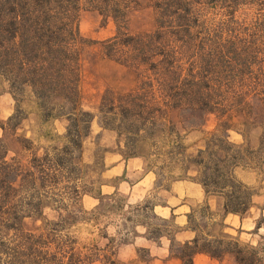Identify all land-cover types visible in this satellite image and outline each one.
Wrapping results in <instances>:
<instances>
[{"label":"trees","instance_id":"trees-1","mask_svg":"<svg viewBox=\"0 0 264 264\" xmlns=\"http://www.w3.org/2000/svg\"><path fill=\"white\" fill-rule=\"evenodd\" d=\"M150 1L155 29L134 35L129 21L137 0H0V81L17 102L30 89L43 122L68 121L60 146L34 155L26 167L9 159L0 139V264H124L109 246L82 247L70 234L77 223L73 208L85 196L101 202L103 197L83 183L80 166L96 119L81 101V56L89 44L80 30L84 10L114 22L116 34L101 43V53L136 78L129 93L106 91L97 116L104 130L123 139V158H143L139 149L145 142V161L158 188H168L160 185L161 175L172 183L179 179L172 178L175 170H194L207 196L223 200L225 215L244 218L252 209L254 194L236 172L264 164L262 142L255 149L245 135L264 132V0ZM173 112L193 116L188 129L198 126L197 114L218 120L216 133L194 157L187 155L171 121ZM20 114L8 121L13 132L23 120ZM231 132L244 143H232ZM46 206L60 212L59 218L26 232L23 222L41 217ZM133 209L136 217L156 222L136 224L147 230V240L167 238L170 257L182 264H196L197 255L217 261L232 255L236 264H264V251L226 234L208 206L201 207V220L218 226L219 234L212 226L210 231L196 226L192 211L188 226L196 237L184 244L176 241L172 221L155 215L154 205Z\"/></svg>","mask_w":264,"mask_h":264},{"label":"rangeland","instance_id":"rangeland-1","mask_svg":"<svg viewBox=\"0 0 264 264\" xmlns=\"http://www.w3.org/2000/svg\"><path fill=\"white\" fill-rule=\"evenodd\" d=\"M137 2L138 5L130 16L129 31L134 35L151 33L155 29V12L151 7V1L137 0ZM79 23L82 36L89 42L83 48L81 56L82 108L96 116L90 135L84 141L80 166L85 172L83 183L89 187L94 196H98L101 192L103 197L101 202L95 197L85 196L79 205L73 208L77 223L70 229V234L78 240L82 247L93 248L95 246L105 249L109 246V250L115 251L117 260L124 264H167L166 250L170 248V242L167 238H163L164 240L157 245L147 243V230L144 227L136 226V224L145 223L151 226L156 222L146 220L141 216L136 217L133 213L134 207L145 206L146 203L157 205L156 195L153 193L145 199L144 186L129 194L127 186L123 187L121 193H112L110 188L118 187L122 183L123 177L114 179L107 178L106 175L118 157H123V139H119L115 132L104 130L100 126L97 118L99 106L103 95L108 90L116 94H126L133 90L136 78L127 69L109 61L101 53V43L113 38L116 34V26L111 19L104 18L97 11L84 10L80 14ZM17 111H20L23 120L13 132L8 121L17 114ZM192 117L181 116L179 112L171 114V121L184 138L183 144L188 149L187 155L194 157L199 150L204 148L207 139L216 133L218 120L215 115L197 114L198 122L196 124L198 126L195 129H188L187 121ZM67 127L66 119L43 122L37 102L30 89H26L17 102L9 92L8 85L0 81V139L5 141L11 161L16 160L26 167L34 155L42 156L46 149L60 146L58 138L66 134ZM245 135L250 145L255 149L264 139V132L260 129ZM230 140L236 145L244 143L243 137L235 132L230 133ZM26 147L32 150H27ZM139 151L148 170L151 164L145 161V152H147L145 142L140 145ZM262 167L263 164L253 170L260 171ZM191 172L193 173V171ZM191 172L190 174H192ZM188 174L177 169L172 178L177 180L188 177ZM139 178L140 175L133 176L131 182H135ZM158 180L160 185L165 188L171 184V180H168L166 175H161ZM107 186L110 188H105ZM158 186L159 184L157 188ZM250 189L253 194L262 192L264 195V186L259 189ZM114 194L116 196L110 199V196ZM258 206L259 208H256L257 223L261 229L251 231L252 226L246 224L244 230H241L237 235L231 234V236L239 239L243 244L258 247L264 251V213L258 212L260 206L264 207V200ZM200 210L201 208L193 210L196 212L195 225L203 231H210L213 223L201 220ZM59 215L60 212H57L53 207L46 206L41 217L26 219L23 222V228L26 232H35L43 226L44 222L56 221ZM155 215L164 219L160 213L155 212ZM128 219L134 220V223L127 222ZM171 221L176 230L173 220ZM213 228L215 234H219V227L214 226ZM148 253L152 257L150 262ZM234 259H227L226 264H235Z\"/></svg>","mask_w":264,"mask_h":264},{"label":"crops","instance_id":"crops-1","mask_svg":"<svg viewBox=\"0 0 264 264\" xmlns=\"http://www.w3.org/2000/svg\"><path fill=\"white\" fill-rule=\"evenodd\" d=\"M262 145L264 148V139ZM191 171L192 174L189 172L187 179L174 181L166 189L157 188L155 174L147 170L146 164L141 158L126 160L119 156L115 164L106 172V175L107 178L114 179L123 177L122 183L118 187L110 188L107 186L105 188L112 189V193H121L123 187L127 186L129 194L144 186L145 199L154 193L158 201L157 205H155V212L160 213L164 219L173 220L177 229L175 239L181 244L191 242L195 239L196 234L188 226V216L196 208L204 206H208L211 212L215 214V222L224 224L226 234L237 235L241 230L245 229L246 224L252 226L251 231L256 229L258 219L256 208H259L258 204H261L264 200L262 192L254 194L252 200L253 207L244 218L235 215H225L223 200L218 197L207 196L205 190L196 179V171ZM136 175H140L139 180L131 182V178ZM236 176L247 187L259 189V187L264 186V164L260 171L239 169L236 172ZM260 207L258 212L264 213V207ZM146 242L157 245V243L148 241L147 238ZM168 242L170 241L168 240ZM227 259L232 260L234 257L228 255L223 260L217 261L205 255H197L194 261L196 264H226ZM166 260L167 264H182L179 259L170 257L169 249L166 250Z\"/></svg>","mask_w":264,"mask_h":264}]
</instances>
